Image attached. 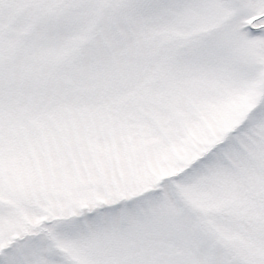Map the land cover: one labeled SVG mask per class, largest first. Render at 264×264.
Segmentation results:
<instances>
[{"label": "snow or ice", "instance_id": "1", "mask_svg": "<svg viewBox=\"0 0 264 264\" xmlns=\"http://www.w3.org/2000/svg\"><path fill=\"white\" fill-rule=\"evenodd\" d=\"M0 264H264V0H0Z\"/></svg>", "mask_w": 264, "mask_h": 264}]
</instances>
